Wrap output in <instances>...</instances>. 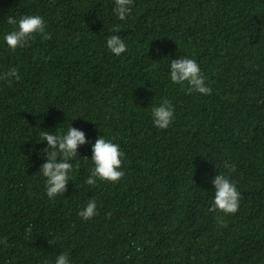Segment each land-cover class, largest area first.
<instances>
[{
    "label": "trees",
    "instance_id": "16d2710c",
    "mask_svg": "<svg viewBox=\"0 0 264 264\" xmlns=\"http://www.w3.org/2000/svg\"><path fill=\"white\" fill-rule=\"evenodd\" d=\"M114 6L0 0V77L21 76L0 80V264L62 253L70 264H264V0H134L123 21ZM25 15L43 17L51 39L37 33L13 51L7 19ZM113 34L127 45L119 57ZM184 57L211 95L172 84L170 63ZM163 99L174 105L167 129L152 122ZM70 125L86 143L65 193L49 199L41 132ZM99 136L120 146L124 176L93 187ZM218 174L241 194L235 214L208 211ZM90 200L98 214L85 221Z\"/></svg>",
    "mask_w": 264,
    "mask_h": 264
},
{
    "label": "clouds",
    "instance_id": "9594fccd",
    "mask_svg": "<svg viewBox=\"0 0 264 264\" xmlns=\"http://www.w3.org/2000/svg\"><path fill=\"white\" fill-rule=\"evenodd\" d=\"M134 0H114L113 13L117 19L123 21L132 11ZM7 23L17 27L4 36L7 46L15 51L17 48L26 47L34 34L39 33L44 40L51 39V35L46 33V23L39 15H25L18 20L8 17ZM107 49L115 56L119 57L127 51V45L122 38L113 34L107 38ZM21 76L17 68H11L4 73L0 80H6L9 85L13 81H19ZM170 80L174 85H180L181 90L187 95L199 93L211 95V88L205 83V76L201 72L199 64L192 58H179L170 63ZM175 119L174 105L168 99H163L159 106L152 108L153 125L159 129H167ZM41 141L47 143V148L42 152L46 157V162L42 164L39 172L46 179V194L49 199L58 195H63L69 179V173L73 170L72 163L68 161L78 156V146L86 143L84 132L73 128L71 125L66 134H50L48 131L41 132ZM124 154L120 151V146L111 140L99 136L92 145V158L94 167L91 175L85 180V184L95 186L97 180L106 182H118L124 172L119 170L122 166L121 157ZM224 167L230 171H235V165L225 161ZM214 185V201L209 212H222L225 215L235 214L239 209L241 199L240 192L236 185L230 182L229 178L223 174H218L212 181ZM98 214L95 200H90L86 207L78 215L83 220H91ZM110 216V214H108ZM218 222H223L222 217H217ZM31 231V226L27 229ZM0 243H7L6 240ZM139 251V249H138ZM44 264H48L47 261ZM55 264H70L67 253H62L56 257Z\"/></svg>",
    "mask_w": 264,
    "mask_h": 264
}]
</instances>
